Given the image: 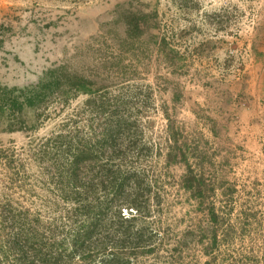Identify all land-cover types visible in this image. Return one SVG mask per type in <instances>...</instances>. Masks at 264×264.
Listing matches in <instances>:
<instances>
[{
	"label": "rangeland",
	"instance_id": "1",
	"mask_svg": "<svg viewBox=\"0 0 264 264\" xmlns=\"http://www.w3.org/2000/svg\"><path fill=\"white\" fill-rule=\"evenodd\" d=\"M263 3L0 0V264H264Z\"/></svg>",
	"mask_w": 264,
	"mask_h": 264
},
{
	"label": "crops",
	"instance_id": "2",
	"mask_svg": "<svg viewBox=\"0 0 264 264\" xmlns=\"http://www.w3.org/2000/svg\"><path fill=\"white\" fill-rule=\"evenodd\" d=\"M261 24L264 28V3L262 6ZM260 38L262 40V47L260 51L258 50V53H255L257 59L252 64L251 84L246 86V100H248V104L250 105L248 110L253 106V102L255 103V101L258 100H264V30L261 33Z\"/></svg>",
	"mask_w": 264,
	"mask_h": 264
},
{
	"label": "trees",
	"instance_id": "3",
	"mask_svg": "<svg viewBox=\"0 0 264 264\" xmlns=\"http://www.w3.org/2000/svg\"><path fill=\"white\" fill-rule=\"evenodd\" d=\"M8 92L13 93L14 89H10V90H8ZM20 97H23V101L26 104H31L33 102V98L31 96L30 92L27 91L26 88H22L20 90V94H14L13 95V99H11L12 103H16L18 98L20 99Z\"/></svg>",
	"mask_w": 264,
	"mask_h": 264
}]
</instances>
